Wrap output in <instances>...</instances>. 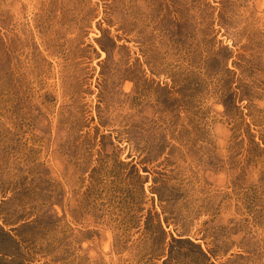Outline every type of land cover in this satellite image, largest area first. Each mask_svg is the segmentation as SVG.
I'll return each mask as SVG.
<instances>
[{"label": "rangeland", "instance_id": "obj_1", "mask_svg": "<svg viewBox=\"0 0 264 264\" xmlns=\"http://www.w3.org/2000/svg\"><path fill=\"white\" fill-rule=\"evenodd\" d=\"M0 264H264V0H0Z\"/></svg>", "mask_w": 264, "mask_h": 264}]
</instances>
